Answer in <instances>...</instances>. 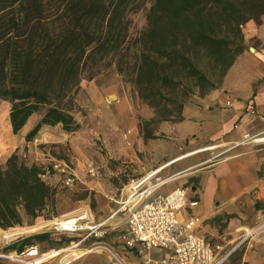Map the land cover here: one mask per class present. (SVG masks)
<instances>
[{
  "label": "trees",
  "instance_id": "trees-1",
  "mask_svg": "<svg viewBox=\"0 0 264 264\" xmlns=\"http://www.w3.org/2000/svg\"><path fill=\"white\" fill-rule=\"evenodd\" d=\"M111 1L0 0V104H11L14 134L36 113L42 118L27 141L44 126L80 129L75 95L84 79L83 60H74L103 37ZM146 2L131 0L117 16L92 68L108 60L107 66L133 84L155 111L140 126L145 139H154L153 132L146 133L148 125L183 120L191 97L222 85L245 49L244 26L262 21L264 0H151L146 25L134 35L130 15ZM44 174L42 166L27 164L17 153L0 165L1 228L43 218L55 208L56 189ZM35 237L44 240L48 234ZM29 242L24 239L17 251L35 245Z\"/></svg>",
  "mask_w": 264,
  "mask_h": 264
},
{
  "label": "rangeland",
  "instance_id": "rangeland-1",
  "mask_svg": "<svg viewBox=\"0 0 264 264\" xmlns=\"http://www.w3.org/2000/svg\"><path fill=\"white\" fill-rule=\"evenodd\" d=\"M130 1L110 2L108 12L102 21L105 27L103 37L87 48L84 55L79 53L74 60V63L80 57L83 60L81 73L83 72L84 76L81 90L75 95L80 108L75 114L81 125L78 131L67 132L60 124L48 126L39 133L43 134L42 142L38 141L40 135H36L35 143H23L18 146V136L13 133L10 123L11 104L8 101H2L0 104V114L6 115V120L0 123V165H6L8 158L17 153L27 164L42 166L45 170L43 178L56 189L55 208L50 207L44 213L45 217L34 221L27 218L23 225L12 228L0 227L2 232L34 226L38 222L65 220L88 213L91 224L103 223L108 229V234L99 239L91 236L83 240L89 232L61 234L54 224L11 241H6L0 233V253L20 254L17 249L24 239L30 238L29 244H35L41 255L53 250L70 248L73 243L76 249L80 250L99 247L73 264H140L141 257L124 244L123 234L127 227L128 209L156 196L167 195L177 187L198 184L196 179L199 177L196 174L211 168L216 161L227 156V153H223L226 145H220L219 148L198 152L172 163L137 189L134 198L129 200L130 194L126 188L134 181L144 178L151 171L180 155L212 144L189 140L181 144L174 143L162 133L155 134L157 124L146 127V133L149 131L156 135L153 140H149L143 137L141 131L138 136L131 128L115 122L118 116L115 107L117 96L104 90H116L117 93L120 91L123 97L128 98L134 105L148 106L140 98L133 84L124 79L114 65L107 66L108 60L92 68L107 40L113 21L125 10ZM150 6L151 0H147L142 9L130 15L133 22L132 34L135 35L146 25V14ZM90 86L96 90L94 95L99 98L101 106L92 104L88 90ZM39 116L40 114H35V118ZM141 119L145 118L140 117V126L143 124ZM63 168L66 172H63ZM91 169L99 171V175H92ZM67 177L74 178L73 184H66ZM126 205L127 210H124ZM70 211H74V214L62 216ZM30 222L33 224L30 225ZM263 223L264 207L253 211L249 217L242 218V223L237 229L233 228L235 226L227 228L226 224H221L219 237L211 238V241L222 244L225 253L233 250V255L224 264L259 263L262 255L261 246L264 245V225L252 234H248L247 228L253 229ZM45 233L48 234L47 239L40 240L35 237ZM14 248L16 250H11ZM57 263L58 257L43 262Z\"/></svg>",
  "mask_w": 264,
  "mask_h": 264
},
{
  "label": "crops",
  "instance_id": "crops-1",
  "mask_svg": "<svg viewBox=\"0 0 264 264\" xmlns=\"http://www.w3.org/2000/svg\"><path fill=\"white\" fill-rule=\"evenodd\" d=\"M243 33L245 49L228 70L222 85L204 97H191L183 108V120L160 122L155 132L179 144L189 140L212 143L216 148L226 145L223 153L227 156L196 174L198 184L190 185L191 198L199 202L193 212L205 220L201 231L209 239L219 237L221 224L237 229L242 218L264 207V142L254 141L264 134V16L260 23L247 22ZM88 90L92 104L101 106L93 86ZM104 91L117 96L115 122L139 136L140 117L154 118V109L144 104L134 105L120 91ZM41 118L33 114L15 134L18 146L35 143L37 139L27 141L26 137ZM39 133L38 141L42 142L43 134ZM261 250L258 264H264V245Z\"/></svg>",
  "mask_w": 264,
  "mask_h": 264
},
{
  "label": "built area",
  "instance_id": "built-area-1",
  "mask_svg": "<svg viewBox=\"0 0 264 264\" xmlns=\"http://www.w3.org/2000/svg\"><path fill=\"white\" fill-rule=\"evenodd\" d=\"M63 172L66 169L63 168ZM90 172L99 175L95 169ZM65 181L71 185L74 178L67 177ZM191 194L190 186H180L167 195L156 196L128 209L124 244L141 257L140 264H224L227 260L232 252L224 253L222 244L212 242L202 233L205 220L193 212L199 202L191 198ZM65 220L71 224L66 227L58 220L55 225L61 234L89 232L83 240L91 236L99 239L108 234L103 223L91 224L88 213ZM154 252L156 256L152 255ZM48 254L41 255L37 246H30L20 254L0 253V264H43L52 259Z\"/></svg>",
  "mask_w": 264,
  "mask_h": 264
},
{
  "label": "bare ground",
  "instance_id": "bare-ground-1",
  "mask_svg": "<svg viewBox=\"0 0 264 264\" xmlns=\"http://www.w3.org/2000/svg\"><path fill=\"white\" fill-rule=\"evenodd\" d=\"M5 120H6V115L5 114H2V115L0 114V123L4 122ZM257 138H259V139H256L254 141H261V140L264 141V136H258ZM214 148H216L215 145H209V146H206L204 148L193 150V151H190V152L185 153L183 155H180V156L170 160L169 162L159 166L157 169L151 171L144 178H142V179H140L138 181H134L131 185H129L126 188V191L130 194L129 200L131 198H134V196H135V194L137 192V189H139L144 184H146L151 177H153L155 174H157L160 171H162L167 166H169L172 163H175V162H177V161H179L181 159H184L186 157L194 155V154H196L198 152L212 150ZM72 214H74V211L66 212L62 216H68V215H72ZM58 220L59 219H56V220L48 222V223L38 222L34 226H30V227H26V228H17V229H14L12 231H9V232H2V230L0 229V233H1V235L3 234V238L6 241H11V240L16 239V238H18L20 236L41 231L42 229H44L47 226H50V225H53V224L56 225L58 223L57 222ZM65 221L66 220L60 221L63 224V226L67 227L69 224H71V223H66ZM263 225H264V223L261 226L253 228V229L247 228L248 234H252V233L258 231V229L260 227H262ZM98 248L99 247H95V248H93L91 250H89V249L88 250H80V249H76V245H73L70 248L61 249L59 251L58 250H54V251L50 252L47 255V257L48 258H57L58 257V263L57 264H73L75 261L85 257V255L87 253H90V252H92V251H94V250H96ZM80 262H78V263H80Z\"/></svg>",
  "mask_w": 264,
  "mask_h": 264
}]
</instances>
